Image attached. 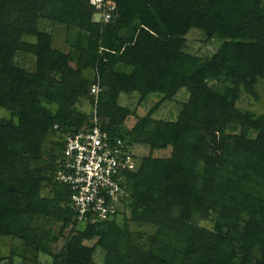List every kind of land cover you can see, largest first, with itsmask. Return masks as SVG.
I'll list each match as a JSON object with an SVG mask.
<instances>
[{"label": "trees", "instance_id": "trees-1", "mask_svg": "<svg viewBox=\"0 0 264 264\" xmlns=\"http://www.w3.org/2000/svg\"><path fill=\"white\" fill-rule=\"evenodd\" d=\"M110 1L104 22L89 0H0V264H264V111L237 106L264 99V0ZM192 30L222 43L189 53ZM94 85L98 125L124 142L134 170L120 172L114 214L79 220L56 174L64 136L93 126ZM181 90L176 119L153 118ZM123 94L160 101L137 116Z\"/></svg>", "mask_w": 264, "mask_h": 264}, {"label": "built area", "instance_id": "built-area-1", "mask_svg": "<svg viewBox=\"0 0 264 264\" xmlns=\"http://www.w3.org/2000/svg\"><path fill=\"white\" fill-rule=\"evenodd\" d=\"M89 4L100 11L99 16L107 22L112 17L115 5L110 0H89ZM100 88L92 86L94 98L90 122L74 134L64 136L60 157V169L56 179L71 187L69 207L81 220L87 211L98 218L114 214L119 199L125 194L121 189V170H134L130 154L124 151V142L110 138L101 131L97 117V97Z\"/></svg>", "mask_w": 264, "mask_h": 264}, {"label": "rangeland", "instance_id": "rangeland-1", "mask_svg": "<svg viewBox=\"0 0 264 264\" xmlns=\"http://www.w3.org/2000/svg\"><path fill=\"white\" fill-rule=\"evenodd\" d=\"M94 19H98L94 17ZM54 44L55 47L64 51L68 52L69 59H68V67L71 68L73 71H78L79 68V58L77 57V54L72 51L69 44L65 42L64 38V29L60 27H54ZM222 43V39L220 37H214L212 39H206L203 34L198 30H192L188 36H187V45H186V51L195 55H198L200 57L210 56L212 55L218 48L219 44ZM28 56L24 54H18L16 58V62L19 66H22L24 68H31V63ZM188 98V94L185 92V90H181L173 99L172 101H165L161 104H158V108L156 109L155 113L153 114V118L156 119H163V120H175L177 117V114L180 110L181 104L185 102ZM139 98L137 94L132 95H121L120 96V103L123 106L128 107L131 111L135 112L137 116H143L145 115L150 109H152L154 106L157 105L160 101L159 95H152L150 96L146 101L139 103ZM237 106L240 110H249L254 113H261L264 111V99H261L259 103L253 101V100H247L243 99L237 103ZM85 111H88L90 113V108L88 105L83 107ZM2 115V112H0V116ZM135 117H129L128 120L125 122L126 128L130 129L132 125L135 122ZM228 127H233V125H229ZM132 151L134 154H136L138 157L146 156L149 154V148L146 146H133ZM155 157H163L168 156L169 151H159L153 153ZM45 194V192H43ZM127 214V212H125ZM201 224L204 225H210V222L208 220H202ZM133 229H139V230H145V227L141 226H135L134 224L131 225ZM146 231V230H145ZM149 231V229H147ZM152 229H150V232ZM88 244H92V242H89ZM61 245V242L59 243ZM58 245V246H59ZM251 252L254 255H260L261 249L259 246H257L256 243H253L251 245ZM57 248V247H56ZM5 248H3L4 250ZM7 249V248H6ZM103 254L98 250L96 252L94 260L97 263H100L102 260ZM42 261H45L46 258L42 257ZM1 264H6L5 262H1ZM14 264H29L26 261H22L21 259L15 257Z\"/></svg>", "mask_w": 264, "mask_h": 264}]
</instances>
